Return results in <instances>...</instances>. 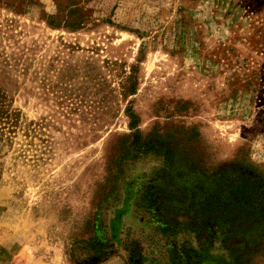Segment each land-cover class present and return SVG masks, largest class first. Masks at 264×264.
Returning <instances> with one entry per match:
<instances>
[{"label": "rangeland", "instance_id": "rangeland-1", "mask_svg": "<svg viewBox=\"0 0 264 264\" xmlns=\"http://www.w3.org/2000/svg\"><path fill=\"white\" fill-rule=\"evenodd\" d=\"M0 264H264V0H0Z\"/></svg>", "mask_w": 264, "mask_h": 264}, {"label": "trees", "instance_id": "trees-1", "mask_svg": "<svg viewBox=\"0 0 264 264\" xmlns=\"http://www.w3.org/2000/svg\"><path fill=\"white\" fill-rule=\"evenodd\" d=\"M157 138H159V140L162 141L161 137H158V136H157ZM153 146H154L153 148H157L156 145H153ZM161 147H162V146H160L159 148H161ZM156 150H159V149L157 148ZM157 152H158V151H157Z\"/></svg>", "mask_w": 264, "mask_h": 264}]
</instances>
